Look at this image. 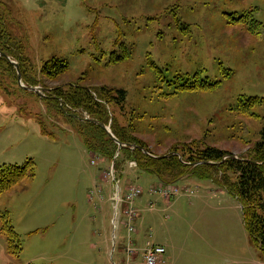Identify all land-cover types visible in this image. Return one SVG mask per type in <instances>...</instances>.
<instances>
[{"label":"rangeland","instance_id":"rangeland-1","mask_svg":"<svg viewBox=\"0 0 264 264\" xmlns=\"http://www.w3.org/2000/svg\"><path fill=\"white\" fill-rule=\"evenodd\" d=\"M1 1L12 35L27 37L37 70L52 58L68 63V72L46 87L125 90V109L113 108L114 115L122 125L131 121L154 154L187 145L248 157L261 141L264 104L248 114L238 106L244 97L264 98V0ZM249 12L263 25L257 34L239 23ZM123 47L128 58L110 64V54H124ZM196 75L221 84L173 95L177 85L169 82ZM29 158L35 178L0 197L22 255H8L0 231V264H119L127 248L139 261L148 243L166 246L165 264H264L239 202L210 180L184 177L173 184L181 192L168 204L157 192L149 196L161 187L158 178L129 162L115 173L122 198L129 186L143 190L129 226L117 207L112 163L88 153L68 117L48 112L40 95L0 67V165Z\"/></svg>","mask_w":264,"mask_h":264},{"label":"trees","instance_id":"trees-1","mask_svg":"<svg viewBox=\"0 0 264 264\" xmlns=\"http://www.w3.org/2000/svg\"><path fill=\"white\" fill-rule=\"evenodd\" d=\"M9 18L10 10L0 0V67L7 72L12 82L18 81L17 70L12 64L15 62L19 67L22 83L26 87L41 86L44 90L41 100L48 105V112L68 117L82 137L87 152L101 161L112 163L114 173L122 172L126 164L134 161L137 170L155 175L162 185H173L188 176L210 180L226 190L239 202L244 228L264 259V128L261 131V141L250 148L248 157L240 156L236 159L230 152L215 147L194 148L187 145H175L165 156L156 155L145 141L136 136L137 129L131 121L128 125H122L114 115L113 108L120 111L125 109V90L106 86L88 88L79 83L69 87L47 88L44 82L56 81L67 73L68 63L52 58L37 70L26 53L27 37L12 35L8 27ZM239 23L247 24L248 31L253 34L258 33L259 27L263 28L254 19L252 12L245 13ZM123 48L122 55L115 51L110 54V64H117L128 58V51ZM152 66L156 68V65ZM82 80L81 78L80 81ZM169 83L177 85L173 92L176 95L180 92H211L221 81L210 82L207 78L203 80L196 75L193 79L177 77ZM261 104H264V98L244 97L239 102L238 110L248 114L251 108ZM94 121L109 126L115 138L127 147L120 148L107 131ZM43 134L49 135L45 130ZM133 145L143 147L145 152L138 148L132 149ZM35 176L36 165L31 158L20 166L0 165V197L24 181L33 180ZM0 223L8 255L19 258L23 251L21 236L13 226L7 210H0Z\"/></svg>","mask_w":264,"mask_h":264},{"label":"built area","instance_id":"built-area-1","mask_svg":"<svg viewBox=\"0 0 264 264\" xmlns=\"http://www.w3.org/2000/svg\"><path fill=\"white\" fill-rule=\"evenodd\" d=\"M92 164L94 165L95 162L92 161ZM131 167H135L136 163H131ZM113 175V172H112ZM114 179V176H113ZM155 192L159 193L160 195L170 199L172 197L178 196L181 192V189L174 186H168L160 188L159 190H156ZM186 195H193L194 192L191 189H186L185 191ZM143 194V190L141 188H130L126 195L122 198L120 195V191L118 189L117 185V194H116V201H117V207L123 209V214L127 217V224L130 226V224L137 218V210L133 207L134 201L136 198L141 196ZM131 228V227H130ZM132 230V228H131ZM165 248L162 245H155L148 243L146 246V249L143 252L142 262L140 264H163L164 263V255H165ZM127 253V259L122 261L119 264H134L135 263V251L131 248L126 249ZM116 264V263H114Z\"/></svg>","mask_w":264,"mask_h":264},{"label":"water","instance_id":"water-1","mask_svg":"<svg viewBox=\"0 0 264 264\" xmlns=\"http://www.w3.org/2000/svg\"><path fill=\"white\" fill-rule=\"evenodd\" d=\"M1 56H4V54H1ZM12 64L15 66V68H16V70H17V73H18V80H19V83L26 89V90H28V91H31V92H34V93H37L38 95H40V96H42V93H41V91L43 90V88H41V87H26L23 83H22V79H21V75H20V73H19V67H18V65H17V63H15V62H12ZM94 123H96L97 125H99L102 129H104V130H106L107 131V133H108V135L119 145V147L121 148V147H127V145H124V144H122V143H120L116 138H115V136L113 135V133L111 132V129H110V127L108 126H105L104 124H101V123H98V122H96V121H94ZM139 149V150H142V151H144V149H143V147H141V146H137V145H133V147H132V149ZM145 152V151H144ZM234 158H236V159H239L238 157H234ZM243 161H245V162H250L249 160H247V159H243Z\"/></svg>","mask_w":264,"mask_h":264},{"label":"crops","instance_id":"crops-1","mask_svg":"<svg viewBox=\"0 0 264 264\" xmlns=\"http://www.w3.org/2000/svg\"><path fill=\"white\" fill-rule=\"evenodd\" d=\"M157 186H158V185H157ZM131 187H132V186L127 187V188H126L127 191H128V189L131 188ZM157 188H158V187H154V188L151 189V191L149 192V196H150V197H153L154 195H158V194H154V192L152 191V190H157ZM159 188H160V187H159ZM159 188H158V189H159ZM152 192H153V193H152ZM142 197H143V196H142ZM142 197L140 196L139 198H142ZM161 197L164 198L163 196H161ZM6 199H7V198H6ZM169 201H171V200H169ZM169 201L166 200V198H164V203H168V204H169V203H170ZM6 203H7V200H6ZM6 203H5V204H6ZM3 209H4V210H7V208H5V207H4ZM7 211H8V210H7ZM8 212H9V211H8ZM9 213H10V212H9ZM139 217H140V215H139ZM10 218H11V213H10ZM137 219H138V218H137ZM11 221H12V219H11ZM12 224H13V221H12ZM13 226H14V225H13ZM14 227H15V226H14ZM53 227H55V225H54ZM59 229H60V227H57V228H55V231H56V232H57V231L59 232ZM163 246H164V245H163ZM165 247H166V246H165ZM124 253H125V252H124ZM141 262H142V256L140 257L139 261H138V258L136 257V263H137V264H140Z\"/></svg>","mask_w":264,"mask_h":264}]
</instances>
